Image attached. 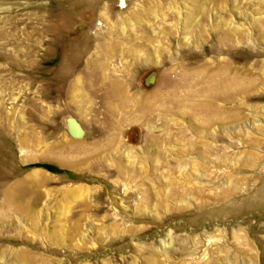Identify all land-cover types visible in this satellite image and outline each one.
<instances>
[{
	"label": "rangeland",
	"instance_id": "rangeland-1",
	"mask_svg": "<svg viewBox=\"0 0 264 264\" xmlns=\"http://www.w3.org/2000/svg\"><path fill=\"white\" fill-rule=\"evenodd\" d=\"M124 4L0 0V264H264V0Z\"/></svg>",
	"mask_w": 264,
	"mask_h": 264
},
{
	"label": "bare ground",
	"instance_id": "bare-ground-1",
	"mask_svg": "<svg viewBox=\"0 0 264 264\" xmlns=\"http://www.w3.org/2000/svg\"><path fill=\"white\" fill-rule=\"evenodd\" d=\"M122 2H123V7L125 6V0H121ZM184 135V134H183ZM189 135V134H188ZM200 135V134H199ZM185 136V135H184ZM181 138V137H180ZM187 138V137H186ZM175 139V138H174ZM175 145V144H174ZM192 146V145H191ZM194 147V146H193ZM178 148V147H177ZM188 148H189V146H188ZM187 151V150H186ZM170 162V161H169ZM174 162H176V161H174ZM178 162V161H177ZM183 163V162H182ZM189 163V162H188ZM158 166V165H157ZM168 167V166H167ZM192 168V167H191ZM174 169H176V168H174ZM156 170V169H155ZM170 171H172V170H170ZM176 171V170H175ZM169 172V171H168ZM193 172H195V171H193ZM192 172V173H193ZM156 173V172H155ZM175 173V172H174ZM177 173V172H176ZM197 173V172H196ZM180 174V173H179ZM185 174V173H184ZM207 174H209V173H207ZM73 175V174H72ZM148 176V175H147ZM178 176V175H177ZM209 176V175H208ZM145 177V176H144ZM168 177H169V175H168ZM168 177H166V178H168ZM203 177V176H202ZM152 179V178H151ZM162 179V178H161ZM178 179V178H177ZM149 180V182H150V179H148ZM179 180V179H178ZM184 180V179H183ZM210 180V179H209ZM142 181V180H141ZM153 181V180H152ZM171 181V180H170ZM174 181V180H173ZM164 182H166V181H164ZM200 183H201V181H199ZM195 183V182H194ZM182 184V183H181ZM187 184H188V182H187ZM186 184V185H187ZM197 184V183H196ZM206 184V183H205ZM159 185V184H158ZM165 185V184H164ZM170 185V184H169ZM174 185V184H173ZM158 187V186H157ZM174 187V186H173ZM151 188V187H150ZM169 188V187H168ZM182 188V187H181ZM193 188V187H192ZM195 188V187H194ZM203 188V187H202ZM154 189V188H153ZM146 190V189H145ZM180 194V193H179ZM193 194V193H192ZM181 195V194H180ZM208 195V194H207ZM143 196V195H142ZM203 197V196H202ZM201 197V198H202ZM168 199V198H167ZM171 199H173V198H171ZM204 199V198H203ZM176 201V200H175ZM196 202V201H195ZM207 202V201H206ZM149 203V202H148ZM163 204V203H162ZM165 204V203H164ZM167 204V203H166ZM175 204V203H174Z\"/></svg>",
	"mask_w": 264,
	"mask_h": 264
},
{
	"label": "water",
	"instance_id": "water-1",
	"mask_svg": "<svg viewBox=\"0 0 264 264\" xmlns=\"http://www.w3.org/2000/svg\"><path fill=\"white\" fill-rule=\"evenodd\" d=\"M74 132L77 136H80L83 134V130L80 128L78 124H75Z\"/></svg>",
	"mask_w": 264,
	"mask_h": 264
}]
</instances>
